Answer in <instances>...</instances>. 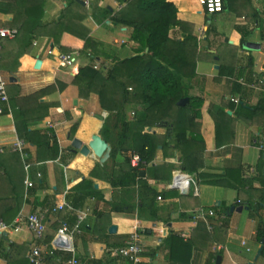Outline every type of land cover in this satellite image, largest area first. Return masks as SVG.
Here are the masks:
<instances>
[{
	"label": "crops",
	"instance_id": "0c3cea01",
	"mask_svg": "<svg viewBox=\"0 0 264 264\" xmlns=\"http://www.w3.org/2000/svg\"><path fill=\"white\" fill-rule=\"evenodd\" d=\"M83 1L79 2L87 9V15L80 20L74 7L66 21L89 28L90 36L107 44L110 47L107 50L116 51L121 58L148 49L132 39L129 27L113 23L111 16L124 3L119 0ZM169 1L176 5L181 21L171 27L170 37L183 40L192 34L198 42L197 75L193 79L192 93L205 99L202 116L198 119L204 138L203 165L192 172L185 171L178 151L171 149L170 154L164 156L160 145L154 161L143 168L141 174L162 196L161 199L158 196L155 207L144 211L142 216L138 210L110 211L111 203L122 205L128 199L133 202V198L122 192L121 187L112 185L110 170H107L112 169V162H104L95 155L97 148L93 143L90 154L80 153L72 144L76 137L88 144L87 132L92 129L89 124L85 126L88 121L97 124L94 133L104 138L98 95L92 93L82 97L78 86L72 83L80 66L88 62L80 53L85 41L71 33L62 36L61 44L68 53L81 54L74 67H62L54 55L47 53L49 46L64 52L61 44L49 35H40L33 41L30 51L19 57L16 66L11 51L15 45L13 38L1 39L0 74L7 80L9 97L10 94L26 96L51 84L57 85L58 81L65 82L66 86L40 98L41 102L50 104L49 111L29 125V130L52 128L55 131L60 148L55 159H39L37 146L29 141H25L23 152L14 151L13 145L24 139L18 135L13 113L0 114V148H3L0 151V219L11 225L0 241V264H27L35 244L43 243L46 247L47 242L53 243L63 224L71 230L79 212L85 213L82 232L71 238L79 264L92 260L130 264L115 254L119 246L107 247L106 239L131 235L135 231L140 234L143 245L140 264H259L260 261L264 264L262 252L256 259L264 243L256 238L259 223L264 225V160L259 147L264 141V114L248 120L237 117L230 109L232 98L256 105L264 97V0H229L224 10L216 14H208L200 0ZM68 2L46 0L44 20L58 19ZM105 7L112 13L104 18ZM13 16V13L0 11V28H15L9 25ZM242 30L251 32L244 40ZM113 42L116 43L114 47ZM202 47L216 55L211 62L207 55L199 54ZM24 57L35 63L24 67ZM44 61L54 66H43ZM15 67L16 71H12ZM250 75L253 79L247 81ZM12 77L15 79L11 80ZM252 83L254 87L249 86ZM217 107L230 117L218 115ZM166 130V127L151 128L159 134ZM122 159L123 155L118 154L117 160ZM164 162L173 167L170 177L160 182L154 179L153 166ZM38 173L46 179L43 187L38 184ZM166 175L167 172H163V176ZM176 175H183L189 184L186 187L174 185ZM27 180L34 186L28 187ZM134 188H138L137 185ZM78 193H86L88 198L78 209H73L72 199ZM258 204L261 207L256 210ZM239 206H243L241 211ZM200 207L216 211V217L211 219L215 223L213 230L194 218V212ZM37 211L45 213L47 230L43 242L29 231L25 221L30 213ZM18 219L21 228L15 230L12 226ZM113 225L117 226L115 233L110 231Z\"/></svg>",
	"mask_w": 264,
	"mask_h": 264
},
{
	"label": "trees",
	"instance_id": "16d2710c",
	"mask_svg": "<svg viewBox=\"0 0 264 264\" xmlns=\"http://www.w3.org/2000/svg\"><path fill=\"white\" fill-rule=\"evenodd\" d=\"M45 1L0 0V11L13 13V20L9 25L18 29V33L13 38L14 49L11 50L17 61L16 66L19 64V57L30 51L33 41L40 35H49L60 44L65 33H71L85 41L80 53L89 58V63L80 66L72 83L78 86L82 97L96 93L101 107L109 112L101 132L107 142L110 144L115 142L116 145L112 146L111 150L112 169H107L109 168L107 164L105 169L110 170L108 173L111 175L109 180L112 185L121 187L122 192H126L129 198L134 200L131 202L128 199L122 205L111 203L110 211L127 213L138 210L139 216H142L144 211L155 207L156 198L162 196L161 192L141 174L142 169L154 161L160 145L163 147L164 156H168L171 149L178 151L181 167L185 171L192 172L203 165L204 138L199 131L198 119L202 116L201 109L205 99L202 95L192 93L193 79L197 75V39L192 34L185 36L183 40L170 37L171 27L181 23L178 19V9L173 2L119 0L124 5L114 11L111 16L112 21L132 28V39L140 41L148 49L124 59L115 58V63L107 65L101 60V43L89 35L90 29L66 21V17L74 7L80 9L76 13L80 20L86 15L81 13L86 8L78 0H69L58 19L47 22L44 20ZM228 1L224 2V7ZM111 13L109 8L103 9L104 18ZM248 33L247 30H242L243 40L251 34ZM61 49L66 53L69 52L62 44ZM22 62L24 67H30L35 63L29 57H24ZM43 66L54 65L44 61ZM16 69L17 67L12 71ZM252 79L250 75L247 81ZM11 85L16 84L11 83ZM65 86V82L58 81L57 85L51 84L26 96L16 97L10 94L9 103L0 101L1 114L13 113L19 137L37 146L39 159L57 158L60 153L59 142L52 128L43 131L29 130V125L33 121L42 119L49 111L50 104L41 102L40 98L46 93L62 90ZM15 88L17 89V86ZM187 97L189 101L186 104L178 103L179 100ZM129 105L131 107H128ZM128 108L133 109L134 114H130ZM217 109L218 115L230 117L221 107ZM230 109L239 118L251 120L260 117L264 114V97L256 105H249L244 100L238 103L232 101ZM213 113L216 115L215 111H212ZM88 124L85 126L88 127ZM155 127H166L167 130L164 134L149 130ZM91 128L87 132L90 138L86 139L89 145L91 143L90 148L97 126L91 125ZM217 141L219 143L218 138ZM118 154L123 155L121 161L117 160ZM135 155L145 163H140L138 167L132 166L131 158ZM172 167L173 165L167 162L153 166L154 179L165 181L170 177ZM35 172L37 176L36 167H34ZM163 172H167L166 177L163 176ZM45 182V177L38 178L40 187L45 186ZM136 185L138 188H134ZM87 196L86 193L74 195L73 209H78L85 203ZM260 207L261 204H258L256 210ZM112 237L108 236L106 239L108 248L124 245L130 235ZM256 238L260 242L264 239L262 223L258 225ZM47 248H51L50 242H47ZM72 256L71 252L54 250L53 254L45 255L44 264H61L62 260ZM88 264L105 263L102 260H92Z\"/></svg>",
	"mask_w": 264,
	"mask_h": 264
},
{
	"label": "built area",
	"instance_id": "2783aa9c",
	"mask_svg": "<svg viewBox=\"0 0 264 264\" xmlns=\"http://www.w3.org/2000/svg\"><path fill=\"white\" fill-rule=\"evenodd\" d=\"M204 10L208 14H216L222 12L224 10V0H200ZM18 33L17 28H0V41L3 38H14ZM36 45V42H34ZM1 48V42H0ZM47 53L54 55L57 58V61L60 66L62 67H71L73 66L77 59L79 58V52L75 53H64L62 51H56L54 47H48ZM95 67H98L95 65ZM243 84H245V80H241ZM249 86L254 87L255 83L250 84ZM131 89V88H130ZM232 101L238 103L239 100L232 98ZM0 101L9 103V94L7 90V80L0 74ZM2 113V109H0V114ZM26 145L25 140H19L16 142L12 149L14 151H24ZM260 149L262 150V158L264 160V141L260 142L259 145ZM3 148H0L2 151ZM140 163H145V161H141L139 156L135 155L131 158V164L134 167H138ZM38 176L41 178L42 174L38 173ZM182 175H176L174 178V185L181 184L180 186L186 187L189 184V181ZM26 184L28 187H33L34 183L31 180H27ZM161 199V196H159ZM56 209V208H54ZM216 217V211L213 208L205 209L203 207L198 208L194 212V218L197 221L203 222L206 224L209 230H213L215 227L214 221L211 219ZM85 219V213L79 212L77 214V220L74 227L70 230L66 224H63L60 228L56 240L53 243H50L51 248L45 247L43 243H37L32 248L31 252L28 255L29 264H44L45 262V255L53 254L54 250H61L66 252H71L73 256L69 259L62 260L61 264H79L78 259L74 255L73 246L71 243V238L73 234H80L82 232V225ZM26 226L29 231L34 234L36 239L39 242H43L47 230V224L45 219V213L41 211L32 212L26 217ZM20 220L18 219L15 226L12 227L15 230H19L21 228ZM11 225L6 224L2 219H0V241L4 235V233L10 228ZM186 236V234H183ZM140 234L135 231L133 232L130 237L125 241V244L119 246L115 249V254L120 255L121 257L128 260L130 264H140L141 262V254L143 252V245L141 242ZM245 244V242H243ZM249 250V248H248Z\"/></svg>",
	"mask_w": 264,
	"mask_h": 264
},
{
	"label": "water",
	"instance_id": "95a60500",
	"mask_svg": "<svg viewBox=\"0 0 264 264\" xmlns=\"http://www.w3.org/2000/svg\"><path fill=\"white\" fill-rule=\"evenodd\" d=\"M78 1H80L81 3H84L83 0H78ZM39 65H40V60L37 62V66H39ZM14 79H15L14 77L11 78V80H14ZM188 101H189V98L187 97V98L179 100L178 103L179 104H186ZM149 130H151V128ZM92 143L97 148V152L95 155L99 156L102 159V161H105L107 159V157L109 156V152L111 151V145L104 138H102L99 134H95L92 136ZM72 144L76 149H79L80 152H83L85 154L91 153V148H90L91 143H90V145L84 144L81 139L76 137L73 139ZM242 209H243V206L238 207L239 211H241ZM116 230H117L116 225L111 226L110 231L112 233H115ZM263 242H264V240H263ZM263 247H264V243L260 247L258 254L256 256V259L261 254ZM250 264H254V263L251 262Z\"/></svg>",
	"mask_w": 264,
	"mask_h": 264
},
{
	"label": "rangeland",
	"instance_id": "374dc122",
	"mask_svg": "<svg viewBox=\"0 0 264 264\" xmlns=\"http://www.w3.org/2000/svg\"><path fill=\"white\" fill-rule=\"evenodd\" d=\"M224 2H225V0H224ZM79 10L80 9H77V13L79 12ZM87 10V9H86ZM86 10H84V11H81V13H83V14H86L87 15V11ZM86 15H84V17L86 16ZM219 15V14H218ZM114 23V22H113ZM116 24V23H115ZM119 25V24H118ZM130 30L132 31V28H130ZM92 37V36H91ZM94 40H96V41H98V42H100L101 44V46H100V48H101V51H102V53H101V60H103L104 62H105V64H107V65H109V64H112V63H115V61H116V59L115 58H120V59H124V58H121V57H119L118 56V54L116 53V51H109V50H107V49H109L110 47L107 45V44H104L102 41H100V40H98V39H96L95 37H92ZM130 39H131V37H130ZM115 42V41H114ZM112 43V45H113V47L114 46H116V43ZM117 42V41H116ZM124 42V41H123ZM113 47L111 48L112 50H113ZM110 49V50H111ZM199 54H201L202 56H208L209 57V59H210V61L209 62H211L212 61V59L213 58H215L216 57V55H213L212 53H210V52H207L206 51V48H204V47H202V51L201 52H199ZM81 55V54H80ZM82 55H84L83 53H82ZM103 55V56H102ZM86 57V56H85ZM104 57V58H103ZM79 58H80V56H79ZM103 58V59H102ZM87 59H88V62L87 63H89V58L87 57ZM80 60H77L76 61V63L72 66V67H74L78 62H79ZM256 84H258V83H256ZM101 106V105H100ZM128 107H131L130 105L128 106ZM100 110H101V112H100V114H101V116H102V118H103V123H102V128H103V125H104V122H105V120L109 117V112L107 111V110H105V109H103L102 107L100 108ZM128 111L130 112V114H134V111H133V109H131V108H128ZM88 123L90 124V125H92V126H97V124H94V123H92L91 124V122H89L88 121ZM87 123V124H88ZM99 123V122H98ZM87 129H89V128H87ZM91 130V129H90ZM90 136V135H89ZM86 137H88L87 135H85V138ZM105 139V138H104ZM106 140V139H105ZM109 143V142H108ZM116 144H115V142H112V144H111V149H112V146H115ZM111 151L109 152V156L107 157V159L106 160H108L109 162H111V160H112V156H111ZM120 157H122V155L120 154ZM105 162V161H104ZM261 262V261H260ZM259 262V264H261Z\"/></svg>",
	"mask_w": 264,
	"mask_h": 264
},
{
	"label": "bare ground",
	"instance_id": "6f19581e",
	"mask_svg": "<svg viewBox=\"0 0 264 264\" xmlns=\"http://www.w3.org/2000/svg\"><path fill=\"white\" fill-rule=\"evenodd\" d=\"M182 174V173H181Z\"/></svg>",
	"mask_w": 264,
	"mask_h": 264
}]
</instances>
